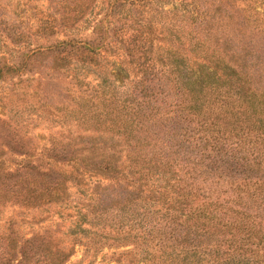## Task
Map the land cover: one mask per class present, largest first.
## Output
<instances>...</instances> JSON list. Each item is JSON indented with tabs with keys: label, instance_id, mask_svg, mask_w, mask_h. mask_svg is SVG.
Segmentation results:
<instances>
[{
	"label": "trees",
	"instance_id": "1",
	"mask_svg": "<svg viewBox=\"0 0 264 264\" xmlns=\"http://www.w3.org/2000/svg\"><path fill=\"white\" fill-rule=\"evenodd\" d=\"M153 1L0 0L5 95L35 80L60 129L38 147L11 130L0 148V203L59 209L31 217L53 230L10 219L0 264H66L77 245L87 264L104 248L117 264H264V0H179L145 24L125 5ZM97 3L90 36L71 34ZM118 21L136 73L123 89L105 76Z\"/></svg>",
	"mask_w": 264,
	"mask_h": 264
},
{
	"label": "rangeland",
	"instance_id": "2",
	"mask_svg": "<svg viewBox=\"0 0 264 264\" xmlns=\"http://www.w3.org/2000/svg\"><path fill=\"white\" fill-rule=\"evenodd\" d=\"M9 3V0H2ZM17 1V0H13ZM25 1V0H22ZM37 2V1H36ZM179 0H154L153 4L145 3L148 6H140L141 4H129L126 3V7L129 9L130 14L133 16L136 21L140 24H145V20H157L166 21L167 18L175 16L172 12L178 9ZM14 3V2H13ZM42 3V2H39ZM44 3V2H43ZM119 7V6H118ZM120 8V7H119ZM9 9V13H8ZM105 5L97 3V5L91 9V12L87 15L88 19L81 21L77 28L71 31V34H75L78 37H88L91 34L92 26L94 24L93 21L95 19L101 17L105 12ZM1 15L14 19L15 15L13 13V9L6 6V8L1 10ZM121 22H115L111 26L107 28V37L108 41L113 42V48L111 49L112 55H108L105 53V57H108L109 61L107 62L106 69L108 73L105 75L107 81L112 85L116 86L119 89H123L125 86L130 84V81L135 79L136 73L132 70V65L128 61V57L125 54V46L130 33L125 34L124 32L117 31L115 33V28L120 27ZM187 30V29H186ZM131 31V30H130ZM257 44L263 45L264 39H261L260 36H256ZM0 39H4L3 34L0 32ZM9 46L6 48V51L11 52L10 43L6 40ZM141 43L139 41L136 42L135 49L136 53H140V49L138 48ZM4 46L0 41V51H4ZM112 62H111V61ZM76 71L86 77V80L90 81V86L94 85L99 79V73L93 70L92 67H85L81 64L75 63ZM126 71V72H125ZM32 77H36L33 75ZM7 85V86H6ZM6 87V89H5ZM21 90L17 93H11L8 97L5 93L10 88L8 83H0V119L5 122L8 120L6 124H2L0 122V148L4 149L6 145L7 135L11 133V130L14 131V135L20 138V144L23 147H38L42 143L47 141V137H53V134L60 132L59 126L57 125V121L55 118H50L45 116L42 108L40 107L41 101L40 98L42 96V90L40 84L35 82V80H24L21 85ZM63 92L67 93L68 101L67 103H72L73 97L77 95V91L70 92L64 90ZM61 100H65V97H61ZM51 101L53 104L61 105L60 101L57 100V97L54 94H51ZM64 112V110H61ZM62 131V130H61ZM64 132V131H62ZM55 207L49 208H39V209H29L25 206L12 205L11 203H0V232L6 231V227L8 221L13 219L15 222L20 223L23 226L22 232H27L30 229H38L39 227H46L48 225L50 230L54 229V224L52 221H56L58 211ZM32 214L40 215L41 217H49L52 221H45L44 223L40 222L39 225L32 224ZM40 217V219H42ZM30 221V227L29 223ZM22 223V224H21ZM41 225V226H40ZM68 226H62L61 229L67 230ZM68 232V231H67ZM67 237V235L65 234ZM111 249L104 248L102 252H98L94 259L95 262L93 264H117L113 261H110L109 256H111ZM84 252V247L82 245H77L75 247V253L70 257L69 261L66 264H87V261L84 263H79L78 260L81 259L82 253Z\"/></svg>",
	"mask_w": 264,
	"mask_h": 264
}]
</instances>
